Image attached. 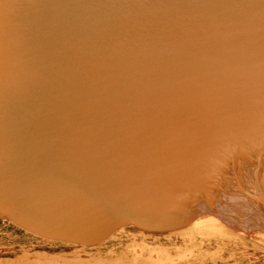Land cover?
I'll return each instance as SVG.
<instances>
[{
    "label": "bare ground",
    "instance_id": "obj_1",
    "mask_svg": "<svg viewBox=\"0 0 264 264\" xmlns=\"http://www.w3.org/2000/svg\"><path fill=\"white\" fill-rule=\"evenodd\" d=\"M219 47L130 71L83 124L112 122L62 150L73 165L44 172L43 188L4 198L0 179V218L79 252L43 264H264V55Z\"/></svg>",
    "mask_w": 264,
    "mask_h": 264
},
{
    "label": "water",
    "instance_id": "obj_2",
    "mask_svg": "<svg viewBox=\"0 0 264 264\" xmlns=\"http://www.w3.org/2000/svg\"><path fill=\"white\" fill-rule=\"evenodd\" d=\"M217 46L264 55V0H0L1 196L37 191L48 184L37 182L44 172L73 165L61 151L112 122L83 124L130 71L166 70L184 54L190 64ZM79 80L87 90L76 93Z\"/></svg>",
    "mask_w": 264,
    "mask_h": 264
},
{
    "label": "rangeland",
    "instance_id": "obj_3",
    "mask_svg": "<svg viewBox=\"0 0 264 264\" xmlns=\"http://www.w3.org/2000/svg\"><path fill=\"white\" fill-rule=\"evenodd\" d=\"M27 232L22 230V228L13 225L9 221L0 218V260L1 261L8 264H16L13 261H17V260L20 264H27L29 263L28 261H30L29 264H34L35 263L34 261L38 260V262L36 263H39L40 261V264H43L49 260L54 261L55 259V261L56 260L58 261V258L59 259L61 258L60 260H62L63 258L64 259L67 258L69 260L68 257L70 254L74 256H77V254H79V252L75 250L73 251L68 250V248L67 247L65 248V246L62 244L56 245V244H52L49 241L47 242L45 240H42L41 242L39 238L37 239L36 236L32 235L33 233H27ZM38 240H40L41 243ZM22 261H25V263ZM204 263L207 264V262L205 261L200 262V264H204ZM190 264H195V263L191 262Z\"/></svg>",
    "mask_w": 264,
    "mask_h": 264
}]
</instances>
